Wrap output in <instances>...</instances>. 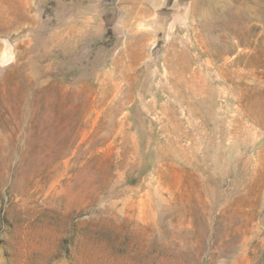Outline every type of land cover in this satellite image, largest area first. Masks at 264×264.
<instances>
[{"label": "rangeland", "instance_id": "1", "mask_svg": "<svg viewBox=\"0 0 264 264\" xmlns=\"http://www.w3.org/2000/svg\"><path fill=\"white\" fill-rule=\"evenodd\" d=\"M0 264H264V0H0Z\"/></svg>", "mask_w": 264, "mask_h": 264}, {"label": "crops", "instance_id": "2", "mask_svg": "<svg viewBox=\"0 0 264 264\" xmlns=\"http://www.w3.org/2000/svg\"><path fill=\"white\" fill-rule=\"evenodd\" d=\"M132 3H133V2H132ZM134 4H136V5H137V2H136V3H134ZM141 5H142V7L149 6L148 2H147V3H141Z\"/></svg>", "mask_w": 264, "mask_h": 264}]
</instances>
